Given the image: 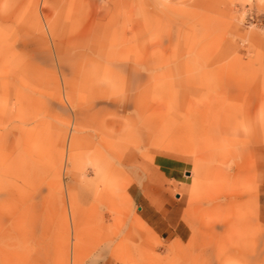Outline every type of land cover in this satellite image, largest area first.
Returning a JSON list of instances; mask_svg holds the SVG:
<instances>
[{"label": "rangeland", "instance_id": "1", "mask_svg": "<svg viewBox=\"0 0 264 264\" xmlns=\"http://www.w3.org/2000/svg\"><path fill=\"white\" fill-rule=\"evenodd\" d=\"M0 264H264V0H0Z\"/></svg>", "mask_w": 264, "mask_h": 264}, {"label": "bare ground", "instance_id": "2", "mask_svg": "<svg viewBox=\"0 0 264 264\" xmlns=\"http://www.w3.org/2000/svg\"><path fill=\"white\" fill-rule=\"evenodd\" d=\"M70 214H71V223L76 224L77 219H76V216L74 215L75 214V208L70 209Z\"/></svg>", "mask_w": 264, "mask_h": 264}, {"label": "crops", "instance_id": "3", "mask_svg": "<svg viewBox=\"0 0 264 264\" xmlns=\"http://www.w3.org/2000/svg\"><path fill=\"white\" fill-rule=\"evenodd\" d=\"M117 169H118V165H117ZM118 171V170H117ZM192 227V226H191Z\"/></svg>", "mask_w": 264, "mask_h": 264}]
</instances>
